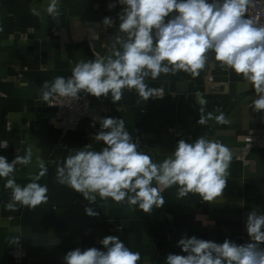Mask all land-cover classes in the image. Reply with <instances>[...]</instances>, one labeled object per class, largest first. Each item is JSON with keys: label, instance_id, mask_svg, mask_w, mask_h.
<instances>
[{"label": "crops", "instance_id": "1", "mask_svg": "<svg viewBox=\"0 0 264 264\" xmlns=\"http://www.w3.org/2000/svg\"><path fill=\"white\" fill-rule=\"evenodd\" d=\"M49 3L0 0V141H8L0 156L11 162L31 148L32 161L16 166L15 180L29 183L43 161L47 174L38 183L47 185L49 197L35 210L19 205L9 210L11 190L0 178V264H13L9 251L17 240L27 253L23 264H64L67 252L78 247L103 251L99 242L108 235L119 236L130 250L138 251V264H165L170 253L186 255L177 246L184 236L217 243L250 242L248 213L264 215V149L246 150L243 138L264 134V110L253 111L255 91L249 82L231 69H222L211 53L198 76L179 71L147 78L150 88L163 89L161 99L145 102L135 89H125L115 104L111 94L96 98L81 92L78 100L90 107L106 104L108 117L123 118L134 141H139L138 150L156 163L171 156L180 139L191 143L204 136L228 146L232 160L222 195L208 202L196 193L178 198L173 186L162 192L166 203L145 214L98 195L96 202L89 203L57 182V166L69 154L86 145L96 151L105 145L94 139L100 126L88 120L63 135L40 89L57 76L70 77L82 60L111 55L117 38L126 37L119 31L118 13L124 6L118 0H59L56 18L46 11ZM110 3L115 5L111 10ZM105 17H111L113 25H103ZM221 112L230 123L215 119L197 123L200 114L215 117ZM86 207L99 215H87Z\"/></svg>", "mask_w": 264, "mask_h": 264}, {"label": "clouds", "instance_id": "2", "mask_svg": "<svg viewBox=\"0 0 264 264\" xmlns=\"http://www.w3.org/2000/svg\"><path fill=\"white\" fill-rule=\"evenodd\" d=\"M250 2L118 0L124 6L118 13L119 31L126 37L117 38L119 48L113 44L111 55L80 61L70 77L45 81L40 89L41 99L52 106L54 97L78 100L84 92L96 98L111 94L115 104L122 99L123 90L135 89L146 102L164 95L162 90L150 88L147 78L155 80L161 74L176 75L179 71L198 76L211 53L222 69H231L249 82L255 91L251 107L259 113L264 110V26H257L246 17ZM108 7L111 10L115 5L110 3ZM46 11L53 18L58 17L59 0H50ZM113 23L111 17L103 19V25ZM209 119L230 123L223 112L215 117L212 113L206 117L200 114L197 123L204 125ZM99 123L94 139L105 147L96 151L86 145L57 166V182L82 194L89 203L96 202L98 195L127 203L130 211L138 207L149 214L154 206L160 208L166 203L162 192L173 186H177L178 198L196 193L208 202L222 195L232 160L228 146L204 136L191 143L180 139L172 155L156 163L138 150L139 141H134L123 118L104 117ZM7 146V140L0 141V149ZM31 161V148L11 162L0 156V178L5 180L4 187L11 190L6 204L9 210H15L17 205L35 210L49 199L47 185L38 183L47 174L43 161L29 183L20 185L15 180L16 166H27ZM85 212L92 217L99 215L90 207ZM246 231L250 242L245 244L184 236L177 246L186 255L170 253L165 264H264V215L248 213ZM99 243L103 251L96 247L68 251L64 264H138L141 259V254L130 250L119 236H105Z\"/></svg>", "mask_w": 264, "mask_h": 264}, {"label": "built area", "instance_id": "3", "mask_svg": "<svg viewBox=\"0 0 264 264\" xmlns=\"http://www.w3.org/2000/svg\"><path fill=\"white\" fill-rule=\"evenodd\" d=\"M246 17L252 19L257 26H264V0H251L247 6ZM159 90H162L164 94L163 89ZM163 96L157 99H161ZM51 103L54 104L50 106L53 109V119L60 125L63 135L77 129L84 120L100 126L99 119L108 117L109 114L108 106L103 103L97 107H90L79 100L64 97H54ZM243 143L246 150L264 149V134L247 135L243 138ZM9 254L13 264H23L27 256L21 242L14 243Z\"/></svg>", "mask_w": 264, "mask_h": 264}]
</instances>
